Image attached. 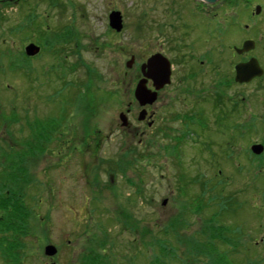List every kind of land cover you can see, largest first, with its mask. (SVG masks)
I'll list each match as a JSON object with an SVG mask.
<instances>
[{
    "label": "rangeland",
    "instance_id": "obj_1",
    "mask_svg": "<svg viewBox=\"0 0 264 264\" xmlns=\"http://www.w3.org/2000/svg\"><path fill=\"white\" fill-rule=\"evenodd\" d=\"M216 4L203 12L197 0H0V108L12 103L50 130L43 157L21 161L30 181L6 197L24 219L7 225L0 212V224L22 228H0V264H87L85 253L97 264H209L192 239L213 223L229 227L234 245L215 243L232 264H264V148L256 158L249 149L264 141V79L234 84L245 29L236 0ZM113 10L119 31L108 24ZM31 42L39 50L27 54ZM156 52L172 64V83L150 106L148 127L133 89ZM186 86L195 91L184 96ZM215 87L242 92L237 107L252 126L215 128L222 122L206 115L229 105L207 96ZM46 244L55 256L44 255Z\"/></svg>",
    "mask_w": 264,
    "mask_h": 264
},
{
    "label": "flooded vegetation",
    "instance_id": "obj_2",
    "mask_svg": "<svg viewBox=\"0 0 264 264\" xmlns=\"http://www.w3.org/2000/svg\"><path fill=\"white\" fill-rule=\"evenodd\" d=\"M217 2L211 5H207V7L201 6L202 11L214 10V8L217 5L216 4ZM263 3L264 2L262 0H236V7L240 8V10L236 13L237 16H239L238 19L239 27H242L243 25L244 28L242 27V29L245 30L241 33L244 36L241 35L240 45L234 47L241 49L242 45L247 40L253 41V45H251V48H249L248 50L240 51L238 53L234 51L238 58L236 59L237 60L236 63L233 65V72H234V66L236 64L247 63L250 61V59L256 60L259 69L258 70L259 75H255L254 77H251L248 81H244L245 83L235 82L233 75V81L234 84L237 85L238 90H241L239 89L241 85L253 83L254 81L255 82L261 81L262 79H264V62H262L259 59V56L257 55V51H256L259 48L258 47L259 44L264 45V29L260 31L258 27L259 22L262 19L263 11L261 10L262 8H264ZM242 8L245 11H249V18L243 17ZM243 20H248L249 22L243 23ZM170 65H171L170 83L164 85L161 89L157 91L156 100L158 99V95H160V92L172 83V64L170 63ZM146 87L149 89H153L151 80L149 79L147 80ZM192 89L193 88H191L190 86L189 87L186 86L183 88L184 92L181 93L184 96H188L195 91L194 89L193 90ZM200 93H204V92L200 91ZM200 93H198L197 95L195 93V97H199V96L201 97ZM205 93L207 94L208 97L213 96L215 100H218L219 101L218 104L220 106H222L221 98H224L223 101L229 102V105L223 104L222 110H220L221 108H217L216 104H214L213 107L216 109V112H214L213 115H209V114L206 115L208 117H211V119H213L214 121L222 122L221 125H218L215 128L230 127V128H234L235 130H243L245 127L249 125L252 126V123L250 121L248 122L243 121L241 109L240 107H237L238 106L237 102L244 99L242 98L243 97V94H241L242 92L240 93L237 92L234 96L230 95L228 97L227 96L225 97L223 94L219 92V89L215 87L213 92H211V90H208ZM15 96L16 95H13V101H15L14 100L16 98ZM2 97L3 94L0 92V106H1V102H3ZM263 97H264V93H263ZM194 104L191 107L193 109L192 114L195 113ZM260 104L264 106V98H262ZM11 105L9 106L4 105V108H0V133H1L0 135L5 136L3 140L0 138V212L1 213L5 210V208L9 207L10 205L9 204L10 201L6 197L15 194V190L13 186H17L25 180L30 181L29 179L30 175L27 172L28 170L27 168L21 166V161L27 160V158L35 161L40 160L43 157V154L46 153L45 150L47 148L50 138L49 134H47L48 132H50V130H48L47 125H45V122L41 124L42 127H39V125H36V123L33 120H31L30 113L26 114L23 108L19 110L14 104L13 105L16 108L14 107L10 108ZM128 105L129 107L126 109L127 113L131 111L130 110L131 106L129 103ZM150 106L151 105L144 106V109L146 110V115L144 119L143 120L137 119L140 123H145L146 126L148 127L152 126L155 121V119L153 118L155 112L154 109H152ZM227 107L229 108L227 109ZM140 108L142 107L139 106V109ZM150 114L151 117H149ZM150 121H152V123L151 125H148V122ZM25 125H27L29 129ZM24 126L28 129L26 140H22L23 137L22 132L25 131L23 130ZM133 133L135 134L136 131H134ZM19 137H21V140L19 139ZM262 140L263 139H261V141ZM262 142L264 148V141ZM253 144H260V143L257 141L250 142L249 149ZM256 156L258 155H255L254 157L256 158ZM1 218H3V216L2 217L0 216V219ZM11 248L12 247L8 246L7 248H3V249L8 252L10 251Z\"/></svg>",
    "mask_w": 264,
    "mask_h": 264
},
{
    "label": "water",
    "instance_id": "obj_3",
    "mask_svg": "<svg viewBox=\"0 0 264 264\" xmlns=\"http://www.w3.org/2000/svg\"><path fill=\"white\" fill-rule=\"evenodd\" d=\"M204 4H213L220 0H199ZM108 24L111 28L119 31L122 27V18L118 10H113L108 15ZM253 45V41L247 40L242 45L241 49L234 47V50L238 53L240 51L248 50ZM39 50V47L30 43L27 45L25 51L27 54H34ZM133 59L131 58L126 65L130 66ZM139 70L142 77L139 78L133 89V97L137 101L138 105L142 107L137 114L138 120H143L146 115V110L144 106L152 105L156 100L157 91L161 89L164 85L170 83L171 65L170 61L160 52L151 54L145 62L141 63ZM258 65L255 59H250L247 63L236 64L234 66V81L244 82L248 81L251 77L259 75ZM152 81L153 89L146 87L147 80ZM151 117V114L150 116ZM121 126H126L128 124L127 116L125 113L120 112L118 114ZM152 121L148 122L151 125ZM251 153L259 155L263 151L262 144H253L250 148ZM162 204H165L166 199H163ZM43 253L45 256L53 257L57 253V249L52 244H46L43 248ZM54 264V263H50Z\"/></svg>",
    "mask_w": 264,
    "mask_h": 264
},
{
    "label": "trees",
    "instance_id": "obj_4",
    "mask_svg": "<svg viewBox=\"0 0 264 264\" xmlns=\"http://www.w3.org/2000/svg\"><path fill=\"white\" fill-rule=\"evenodd\" d=\"M205 185V184H203ZM211 190H213V188H211ZM211 198V197H210ZM227 203V202H225ZM16 204V203H15ZM22 210H20V208H18L17 206H14V204H10L9 207L5 208L4 213L7 216V219L4 221L7 225L9 223L10 220L15 221L16 220L18 222H20L19 220H22V218L24 219V215H22V213L18 212ZM196 211V210H195ZM18 212V213H17ZM219 216V213L215 214ZM14 216H18L19 219H13L12 217ZM212 223V222H211ZM129 224V223H127ZM173 224V222L171 223ZM3 227L4 230H10L12 232H15L18 230V232L20 233L22 231V228H20V226L18 224L16 225H9V226H5L4 223L0 224V228ZM167 227V226H166ZM173 227V226H171ZM168 228V227H167ZM171 229H166L164 228V233H171L172 231H170ZM229 232V227H225L224 224L221 223H213L210 225H207L206 228H202V233H199V240L192 239V247L196 250L197 254H202V255H206V260L209 262V264H232L231 260L226 256V254L223 252H219L216 248V241L221 242L222 244H224V242L227 243H231L229 236L227 235V233ZM206 237V240L203 241L202 239ZM5 237L0 239V242L5 241ZM224 241V242H223ZM12 245H16L18 246V243L9 242ZM9 244V245H10ZM234 245V243H231ZM236 245V244H235ZM209 248V249H208ZM2 249V247H1ZM3 251H5L3 249ZM89 255H87L86 253L84 255H82V259L84 261H87V264H97L96 260L94 261L93 257H91ZM93 258V259H92Z\"/></svg>",
    "mask_w": 264,
    "mask_h": 264
},
{
    "label": "bare ground",
    "instance_id": "obj_5",
    "mask_svg": "<svg viewBox=\"0 0 264 264\" xmlns=\"http://www.w3.org/2000/svg\"><path fill=\"white\" fill-rule=\"evenodd\" d=\"M137 114H138V112H137Z\"/></svg>",
    "mask_w": 264,
    "mask_h": 264
}]
</instances>
